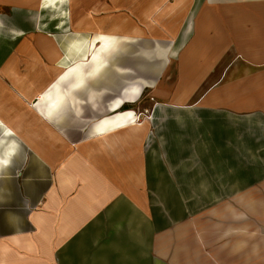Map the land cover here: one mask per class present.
I'll list each match as a JSON object with an SVG mask.
<instances>
[{
    "label": "crops",
    "instance_id": "crops-1",
    "mask_svg": "<svg viewBox=\"0 0 264 264\" xmlns=\"http://www.w3.org/2000/svg\"><path fill=\"white\" fill-rule=\"evenodd\" d=\"M108 1L0 0V264H264V0Z\"/></svg>",
    "mask_w": 264,
    "mask_h": 264
},
{
    "label": "rangeland",
    "instance_id": "rangeland-1",
    "mask_svg": "<svg viewBox=\"0 0 264 264\" xmlns=\"http://www.w3.org/2000/svg\"><path fill=\"white\" fill-rule=\"evenodd\" d=\"M120 1L123 2L122 3L123 4L122 6H126V7H120V8L114 9L113 10L114 11V14L115 15H118L120 19L130 18L131 21H134L136 23H140L139 18L141 16V11H143L142 8H141V6L146 4V0H120ZM108 3L110 4V1L106 0V4H108ZM2 11L3 10L0 9V13ZM105 15H106V13H105ZM106 27H108V24L106 25ZM105 35H107V34H105ZM73 49H76V47L73 48ZM107 52L108 51H106V50H103V53L100 52V54L102 53V55H101L102 56V60H103L102 61V64H105L108 59L110 60L109 56L106 55ZM138 104H137L138 109L136 110L135 122L136 123H142L143 120H139L138 117H140L141 115L143 117L144 114H148L149 115L150 109H152L155 106L154 101H153V98H152V94H151V91L150 90H146L145 91L144 96H143V100L141 102H138ZM145 107H146V109H145ZM75 108H76V110L79 111V108H77V107H75ZM68 111H69V109H66L67 114H68ZM137 111H139V112H137ZM67 122L70 125V124H74L75 123V120L73 118H71ZM76 123H77V121H76ZM82 123L83 124H88L90 122H89V120L88 121L82 120ZM93 124H94V121H91L90 127H89L90 129L89 130H91ZM152 133L154 134L155 140L157 142L158 137H156L157 136L156 135V127L153 124H152ZM199 139H201V138H198V140ZM147 145H148V142L146 143V149H148ZM187 148L190 149V148H193V147L190 144H188ZM185 155H186V157H188V159H191V158L194 159L195 158L194 157L195 154H192V152L186 153ZM165 157L166 156L163 153V156L161 157L162 158L161 161L165 162L166 166L169 167L168 160ZM166 171L169 172V173H171L173 171V169L166 167Z\"/></svg>",
    "mask_w": 264,
    "mask_h": 264
},
{
    "label": "bare ground",
    "instance_id": "bare-ground-1",
    "mask_svg": "<svg viewBox=\"0 0 264 264\" xmlns=\"http://www.w3.org/2000/svg\"><path fill=\"white\" fill-rule=\"evenodd\" d=\"M96 40H97V38H93L90 41L89 50H90L91 55L89 56V58H87L85 60L89 61V64H95V65L97 64V65H99L103 61L100 52H103V50H107L110 47V45H111V39H110V37H107L106 38L104 36V38L102 39V47L99 48L98 50H95L94 49L95 48V44H96ZM83 61L84 60L78 61L75 66H77V65L78 66H80V65H88V63H85ZM39 99H41V100L44 99V96L42 95V93L39 94ZM132 114L133 113L129 112L128 114H124V115L121 114L120 117L123 118L124 120H126L129 117V115H132ZM130 122L134 123L135 120L134 119H131L129 122L128 121H123L122 124H120V126L126 125L127 123H130Z\"/></svg>",
    "mask_w": 264,
    "mask_h": 264
}]
</instances>
